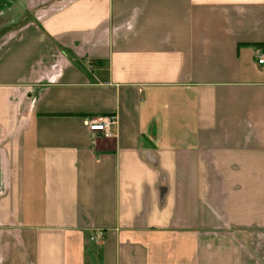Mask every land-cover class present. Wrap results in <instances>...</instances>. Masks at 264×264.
<instances>
[{
  "label": "crops",
  "instance_id": "0c3cea01",
  "mask_svg": "<svg viewBox=\"0 0 264 264\" xmlns=\"http://www.w3.org/2000/svg\"><path fill=\"white\" fill-rule=\"evenodd\" d=\"M259 54L264 0H0V264H264Z\"/></svg>",
  "mask_w": 264,
  "mask_h": 264
},
{
  "label": "built area",
  "instance_id": "2783aa9c",
  "mask_svg": "<svg viewBox=\"0 0 264 264\" xmlns=\"http://www.w3.org/2000/svg\"><path fill=\"white\" fill-rule=\"evenodd\" d=\"M258 63L264 65V57L262 54H259ZM117 122L116 115H106L101 118H98L95 121H91L88 124V129L90 131L94 130H102L104 132H108L110 126L114 125Z\"/></svg>",
  "mask_w": 264,
  "mask_h": 264
}]
</instances>
